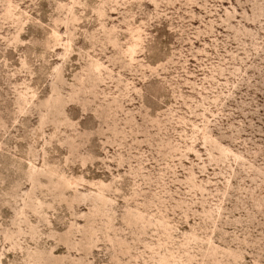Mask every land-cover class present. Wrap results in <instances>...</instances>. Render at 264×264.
<instances>
[{
	"label": "rangeland",
	"instance_id": "rangeland-1",
	"mask_svg": "<svg viewBox=\"0 0 264 264\" xmlns=\"http://www.w3.org/2000/svg\"><path fill=\"white\" fill-rule=\"evenodd\" d=\"M0 264H264V0H0Z\"/></svg>",
	"mask_w": 264,
	"mask_h": 264
}]
</instances>
